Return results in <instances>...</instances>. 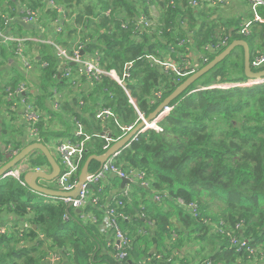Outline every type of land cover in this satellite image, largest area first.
Listing matches in <instances>:
<instances>
[{
  "label": "trees",
  "instance_id": "obj_1",
  "mask_svg": "<svg viewBox=\"0 0 264 264\" xmlns=\"http://www.w3.org/2000/svg\"><path fill=\"white\" fill-rule=\"evenodd\" d=\"M167 1L170 8L166 10V26L171 30L165 31L164 36L157 31H144L137 20L147 16L149 5L166 2L60 1L75 14L74 23L80 25L89 37L84 54L97 55L101 68L115 72L125 86L110 77H102L100 82L90 84L88 91H70L85 79H69L63 73L61 75V63L53 47L40 43L43 60L38 65L43 62L47 67H39L42 76L34 104L43 115L39 128L45 145L54 138L75 139L74 122H80L88 134L99 135L90 142L83 167L90 156L106 153V140L101 136L103 126L111 127L114 140L123 136L113 120L95 121L98 109H111L121 126H129L137 121L138 111L147 118L187 79L183 78V82L177 84L176 75L166 73L151 60V56L164 60L171 53L170 47H174L176 52L172 57L181 58L182 54L186 57L192 52L199 60L206 59L207 63L199 67L202 69L233 41H246L251 57L254 50L246 39L264 42V33L254 29L248 37L240 35L241 25L237 19L222 20L227 30L238 26L231 34L225 31V35L216 40V25L209 26L204 15L206 9L211 10L208 2L201 0V7L194 8L188 0H184L185 7L179 6L178 0ZM30 2L23 0L31 9L41 6L40 0ZM218 5L224 9L222 4ZM82 6L85 11L80 8ZM46 12L49 15L45 16V21L48 16H55L51 10ZM257 13L264 17V7L259 6ZM187 21L195 26L190 32L185 29ZM41 22L42 27L43 20ZM33 27L40 31V27ZM70 27L71 24L68 34L73 33ZM65 33L57 35L56 42L70 46ZM191 39L195 43L190 42ZM225 39L226 43L229 42L227 46L222 44ZM239 49L242 57L235 53ZM239 49L208 73L206 83H198V80L171 104L172 111L158 121L162 132L142 131L116 159L124 168L144 173L147 183H132L129 197L120 195L125 202L120 210L125 218L120 219L119 224L132 244L128 261H145L159 254L173 258L179 264H264L259 261L264 262L261 257L264 249V85L218 87L251 81L244 80V49ZM21 78L23 76L19 75L10 79L3 90L18 87ZM55 90L63 96L70 93L72 104L60 102L59 109L55 110ZM78 101L85 104L78 105ZM3 106L9 116L4 115L8 126L4 125V133L0 136V168L8 163L10 154L22 150L16 130L25 128L10 126L15 124L13 119L19 116V112L10 110L9 101ZM4 135L10 138L6 141ZM21 139L28 141L27 132ZM28 159L34 169L45 165L50 167L39 151ZM100 166L93 161L89 171L95 172ZM117 181V177L111 179L110 185L117 188ZM103 183L93 187L100 195L109 189L103 188ZM37 195L40 194L21 185L15 178L0 181V218L7 214L16 218L15 230L0 234V264H44L47 250L61 252L62 264H119L114 257L115 250L106 247V238L98 227L84 224L72 209H69V219L66 220L67 206L64 203L45 196L37 199ZM156 196L161 200L157 201ZM27 221L32 226L18 231L19 225ZM209 223L216 226L217 233L207 225ZM239 224L241 230L236 229ZM40 234L45 237L43 241ZM233 238L248 240L250 249L258 251L251 253L243 249L237 252L230 244ZM207 248L213 251L209 259H205L209 260L208 263L198 260L199 257L205 258ZM255 260L258 261L255 263Z\"/></svg>",
  "mask_w": 264,
  "mask_h": 264
},
{
  "label": "built area",
  "instance_id": "obj_2",
  "mask_svg": "<svg viewBox=\"0 0 264 264\" xmlns=\"http://www.w3.org/2000/svg\"><path fill=\"white\" fill-rule=\"evenodd\" d=\"M42 3L51 11H57L60 17L55 21V31L57 34H63L65 32V23H69L70 20L67 16V11L63 9V5L60 3L61 0H41ZM189 4L194 8L201 7V0H188ZM211 4H222V7H226L230 4L231 1H237L241 3L249 4V7L252 9V13L257 14V8L259 6H264V0H205ZM25 22L29 25H34L37 27H41V14L38 11H35L30 8H24ZM144 19L145 17H141ZM141 19L139 24L141 23ZM242 25L240 27L239 34L245 37L250 36L253 33V22L250 20H243ZM256 21L262 25H264V18H260L257 16ZM138 22V21H137ZM29 41V39L24 40H16L13 37L5 34L0 30V63L3 61V45L9 43H22L23 41ZM261 42V41H259ZM39 43L49 45L53 47L56 57L60 60L61 65L64 66L63 76L65 78H76L85 76L89 83L93 86L94 83L100 82L102 77H110L113 80L117 81L121 86H125V84L119 79V77L113 71H105L101 68L99 64V57L97 55L94 56V60H89L82 55L83 44L77 43L74 46H64L58 44L53 39H42L39 40ZM260 49L254 52L253 57H251V69L254 72L264 71V42ZM226 45L224 41L222 43ZM16 55L23 63L25 69H30V63L27 61V57L25 55V51L22 47L17 48ZM200 60L207 61L206 59L201 58ZM153 62L160 65L161 68L166 73H173L176 75V83L180 84L183 82V78H188L194 72H196L200 65V62L187 61L186 63H179L173 61L171 59L164 60H156ZM71 64H75V67H79L78 69H71ZM191 72H193L191 74ZM255 85H264V77L258 80L248 81L244 85L239 86H255ZM234 84H226L222 85V87H233ZM6 94H8V99L10 102V110L17 111L18 108L23 107V117L27 123V135L32 142L34 143H43V138L41 137V130L39 125L42 122V113L35 107L34 103L29 101L28 92L29 85L25 82L19 83L16 88H7L5 90ZM54 102L53 108L55 110L59 109V101L57 100L58 93L56 90L54 91ZM160 97V95H159ZM7 100V98H6ZM134 105V102L131 100ZM173 107L169 106L165 108L164 113L158 120H162L166 115H168L172 111ZM139 121L138 124L145 121V118L138 111ZM96 119L98 121L107 122L109 120L116 119L115 113L111 109H101L96 114ZM75 130L74 137L75 139L70 138H58L52 139L50 145L54 148L56 154L60 157L62 164L60 166V174L55 180L57 183V190L61 192L70 193L72 192L79 182V176L82 171V164L85 159V155L88 152L89 144L94 137H98L99 135H91L88 134L84 126L75 120ZM123 137L131 133L135 125L132 126H121L119 123ZM138 126V125H137ZM156 130L158 132H162V128L158 126V122L152 123L151 125L147 124V128ZM138 135H136L132 142L137 140ZM106 140V145L104 146V150L108 151L112 144H114L118 140H114L112 136H103ZM48 147V146H47ZM49 148V147H48ZM18 152H13L12 155L16 156ZM120 153L115 154L111 157L104 165L100 166V168L95 172H90L87 176V181L85 185L82 186L81 192L76 198L65 197V198H53L55 200L61 201L67 206V208L72 209L73 211H81L79 214L80 220L84 224H88L91 226L98 227L99 232L106 236H109V239H114L116 244H118L117 252L114 255L115 260L119 264H126L128 262V251L131 249L132 244L131 240L128 238L127 234L122 230L119 220L124 219L125 216L121 213V209L124 208L125 202L122 201L120 196H109L103 197L100 194L94 191V186L101 183L106 182L110 177H117L121 180H127L128 184L125 191H122L123 197H129L130 195V184L136 182H142L143 185H147L146 180L144 178V173L131 168L126 169L122 164L116 162V159L119 157ZM18 167V166H17ZM14 168L9 173H7L3 179L12 177L17 179L21 185L27 186L24 181V170L21 168ZM30 171L34 172H43L45 169L43 167L32 168L30 166ZM126 198V199H127ZM155 199L157 201L161 200L160 196H156ZM100 213V215H98ZM66 220L69 219V215L65 217ZM27 224L24 226V229L29 228ZM7 233L5 229H0V234ZM23 236V232L20 234ZM39 238L43 241L45 239L44 235H40ZM38 241V240H37ZM112 241V240H111ZM25 244V242H22ZM232 247H235L237 252L242 251L243 249H250L248 246V240L245 239H232ZM251 253L254 252L253 249L249 250ZM62 256L60 252H56L53 255H49L45 259L44 264H61ZM131 264H179L178 261H175L173 258H166L163 255H155L154 258L146 259L145 261L133 262Z\"/></svg>",
  "mask_w": 264,
  "mask_h": 264
},
{
  "label": "crops",
  "instance_id": "obj_3",
  "mask_svg": "<svg viewBox=\"0 0 264 264\" xmlns=\"http://www.w3.org/2000/svg\"><path fill=\"white\" fill-rule=\"evenodd\" d=\"M29 1H31L30 4H32V1H34V0H29ZM235 3H237V2L236 1L230 2V4H232V6H234ZM243 4L245 7L244 8L240 7L237 10L236 14L231 19H228V20L237 19L238 21H240V23L238 25H242V22H244L243 20H250V22H253V29L256 32H261V34L264 33V25H262L256 21L257 16L260 18H262V17L260 15L252 13V9H251V7H249V4H247V3H243ZM29 7H30L29 3L28 4L23 3V0H4V1L0 0V30L3 31L5 34H8L9 36L13 37L16 40L29 39V41L26 40V41H23L22 43H9V44L5 43L3 45V48H2L3 61L0 63V136H1V134L4 133V130H5L4 125L8 126L6 124L7 118L5 116H9L8 112H7V108L5 106H3L4 102L6 103V101H9L8 98L6 100V97H5L6 92H5V90H3V86L6 83H8L10 81V79H15L19 75H22L23 76V78H21L22 82H25L29 85V92H28L29 101L31 103H34L35 95H36L35 92L37 91V86L41 83L40 77L42 76V73L40 72L39 67L42 68V65H43V62H41L38 65V62L43 60L42 59V56H43L42 48H41V45H39L40 43H38V42H39V40H42L43 38L44 39L50 38V39L57 41V39H58L57 35H60V34H57L55 31V28H56L55 21L57 19H55V17L53 15L48 16V19L46 21L44 20L45 16H47V14H48L46 11H49L50 9H48L42 3V1H41V6L35 8V9L33 8L35 11H38L42 16L41 19L43 20V25H42V27L39 28L40 31L38 29L34 28L33 25L27 24L25 22V15H24L23 9L29 8ZM30 9H31V7H30ZM63 9H65L67 11V16L70 20L69 23H65V27H64L65 32H66V33L64 32L65 33L64 35H66V36L68 35L66 42L71 47L76 45L77 43H82L83 44V51H84L85 49H87V44L90 42L89 37H87L83 33L80 25H76L74 23L75 22V14H73L70 9L69 10L66 9L64 6H63ZM230 11H234V10H230ZM229 16H231V15H229ZM257 23L260 24V26H258ZM70 24H71L70 31L73 32L72 34L67 33V29H68ZM237 26H234V28H231L229 30H227L224 27V31H228V33L231 34L232 31H234ZM77 34H79V35H77ZM45 36H46V38H45ZM257 42H259V41H257ZM19 47H22L24 49L25 55L27 57V61L30 63V66H31L30 69H25L23 63L20 61V59L16 55V50ZM94 56L95 55L92 56L90 54H84V57L88 58L89 60H94ZM43 67H47V64L45 63L43 65ZM76 68L78 69L79 67H76ZM63 71H64V66L61 65V70H60L61 75H62ZM35 76H38V78L36 79ZM82 79H85V82L81 80V83L77 84L76 86H73L70 89V91H73L75 93H79L82 90L88 91V88L91 87L89 80L85 76H83ZM29 93H30V95H29ZM69 96H70V93L66 94L64 96L62 94H59L57 97V100L59 102H63V101L65 102L66 101L65 103L69 102L70 104H72V101L69 100ZM80 104L83 105V104H85V102L84 101H78V105H80ZM92 104H94V103H92ZM98 111H100V109H98L97 112H95V114H97ZM17 112H19V116L15 117L13 119L15 124H11L10 126L16 127L15 125H17V126L25 127L23 130H16L17 131V133H16L17 139L22 142L23 146H21V148L24 149L25 147H27L28 145L31 144V141L29 139H28V141L25 139H21V138L25 137V135H26L27 123L23 117V112H24L23 107L18 108ZM95 121H96V115H95ZM113 121L120 128V126L118 125L119 122H118L117 117H116V119H113ZM101 127H102V125H101ZM57 129H59V127ZM115 129L117 130L118 128H115ZM120 130H121V128H120ZM20 131L24 132V134H22ZM62 131H63V129H62ZM112 133H113V130L111 129V127L107 128L106 126H103V133L101 134L102 137L103 136H109V135L112 136ZM121 133L123 135L122 130H121ZM4 137H5L6 141L10 138L9 136L6 137V135H4ZM9 156H14V155L10 154ZM8 157H7V160H8ZM28 158L26 160H24L22 163H20L17 167V168H21L24 170V177H25L26 173L31 170L30 169L31 164H30ZM46 166L47 165H45L43 168L45 169V171L47 173H50L51 170H47ZM114 178L115 177H110L108 179L109 181H106V182H109V184L106 182L102 184L103 188L109 187V189L106 190L104 195L101 194V196H104V197L120 196V195H122V191H125L127 185H129L127 183L125 185V187H122V183H123L122 181L123 180L119 179V181L115 182V183H117L118 187L114 188L113 185H110V180L114 179ZM40 181H42L43 183H53V182H48L45 180H39L38 181L39 185H41ZM54 183L56 184V187H57V183L56 182H54ZM115 183H114V185H115ZM41 186L49 188L48 186H45V185H41ZM56 190H57V188H56ZM73 213L76 216H79V214H80L77 211H73ZM67 215H70L69 208H67ZM15 219L16 218L11 214L10 215H8V214L3 215V217L1 218V221H0V229L1 228L5 229L7 233L9 231V229L13 230V228L15 227L14 226L15 225V223H14ZM111 239H109V240H111ZM117 247H118V244L116 245V248L114 249L115 252H117ZM56 252H58V251L50 252L49 250H47V253L45 255L43 262L45 261V259L47 257H49V255L51 256ZM61 256H62V254H61ZM61 261L63 262V257H62ZM62 262H61V264H62Z\"/></svg>",
  "mask_w": 264,
  "mask_h": 264
},
{
  "label": "water",
  "instance_id": "obj_4",
  "mask_svg": "<svg viewBox=\"0 0 264 264\" xmlns=\"http://www.w3.org/2000/svg\"><path fill=\"white\" fill-rule=\"evenodd\" d=\"M237 48H243L244 49V66H245V77L247 79L251 80H258L264 77V71L254 72L251 69V49L249 44L244 40H236L233 41L221 54L216 56L213 61H211L209 64L204 66L202 69L197 70L192 75H190L179 87L176 88V90L167 97L160 105L159 107L150 115L147 117V119L144 122H141L138 124V126L128 135L125 137L119 139L116 141L108 151H106L105 154L101 156L92 155L90 156L86 163L84 164L81 174L79 176V182L77 184V187L70 193L61 192L56 189H50L43 187L39 185V180H45L48 182H54L57 177L60 174V166L57 163L55 156L51 152V150L44 144L41 143H33L31 145H28L24 149H22L16 156H9L8 157V163H6L4 166L0 168V181L3 179V177L9 173L12 169L16 168L20 163H22L24 160H26L28 157L31 156L36 151L41 152L45 158L47 159L50 167L51 172L47 173L46 171L43 172H34L29 171L26 173L24 177V181L27 184V186L34 192L48 197V198H65V197H71L76 198L81 192V188L83 185H85L87 181V176L89 174L90 165L93 161L98 162L101 166L104 165L111 157H113L117 153H121L123 150L127 149L131 143L132 139L140 134L143 129L147 128V124L156 123L160 120H158L162 114L164 113L165 108L171 106V104L179 98L182 94L187 92L198 80H200L202 77L207 75L210 71H212L217 65H219L221 62H223L227 57H229L234 50ZM82 55L84 56V52H82ZM71 66H75V64H71ZM61 77V76H60ZM111 135H109V138ZM122 187H125V185L128 183L127 180L122 181ZM78 213H81V211H77ZM119 244V243H118ZM156 252V246L154 247V253ZM152 256V254L150 255ZM132 261H128L126 264H131Z\"/></svg>",
  "mask_w": 264,
  "mask_h": 264
},
{
  "label": "rangeland",
  "instance_id": "obj_5",
  "mask_svg": "<svg viewBox=\"0 0 264 264\" xmlns=\"http://www.w3.org/2000/svg\"><path fill=\"white\" fill-rule=\"evenodd\" d=\"M1 1H4V0H1ZM167 0H160V2H163V3H165ZM179 2H178V5L179 6H183V7H185L184 5H185V1L184 0H178ZM168 2V1H167ZM167 2L165 3V4H158V5H153V4H151V5H149V7H148V11H147V16H145V21H143L144 19H141V23L139 24V27H142V28H144V31H150L151 33H155L156 31L158 32V33H163V36H164V32L165 31H170L171 29L169 28V27H167L166 26V18H167V13H168V11H166L168 8H170V6H168V5H166L167 4ZM237 2V1H236ZM170 3H174V2H170ZM240 4H237V3H235V5L234 6H226V7H224V9H222V8H220L219 7V3H216V4H211V3H209V6L211 7V10H209V9H206V12L204 13V15L207 17V21H208V24H209V26H212L213 25V23H214V25H216V27H215V29H214V36H215V39L216 40H220L221 39V37L222 36H224L225 35V31H224V25H223V23H222V20H224V21H229L228 19H231L235 14H236V12H237V10L241 7H245L244 6V4L243 3H241V2H239ZM177 4V3H176ZM175 4V5H176ZM215 5V6H214ZM27 6V5H26ZM167 6V8H165ZM247 6V5H246ZM248 7V6H247ZM264 7V6H263ZM80 8H82V10H84L85 11V6H82V7H80ZM204 9H205V7H204ZM230 10H234V11H230ZM83 11V12H84ZM229 15H231V16H229ZM55 19H58L59 17H60V15L58 14V12L57 11H55ZM251 17V16H250ZM137 21H139L140 22V19H138ZM187 24L188 25H186L185 26V29L187 30V31H191L192 30V28H194L195 26H194V24H190L188 21H187ZM81 25H82V23H81ZM91 27H92V24H91ZM226 28V27H225ZM227 29V28H226ZM77 35H79V34H77ZM194 35V33H192V36ZM243 36V35H242ZM245 37V36H244ZM165 39V38H164ZM246 40H248L249 42H250V45H251V48L254 50V52L256 51V50H258V49H260V47L262 46V44L263 43H260V42H257L258 41V39H256V40H252V41H250L249 39H246ZM224 41H226V39L224 40ZM223 41V42H224ZM190 42H193V43H195L194 42V39H191L190 40ZM185 43H186V40H185ZM229 42H227L226 43V46H227V44H228ZM181 44H183V42H181ZM230 45V44H229ZM228 45V46H229ZM263 48H264V45H263ZM237 49H239V48H237ZM171 53H170V55H167L166 57H165V59H171V60H173V61H178V62H180L181 64H183V63H186L187 61H189L187 58L189 57V59H192L193 60V62H200V65L202 66V65H204L205 63H207V62H205L204 63V61H202V60H199L198 59V57H196V55L195 54H193L192 52L190 53V52H188V56H186L185 57V55L184 54H182V56L183 57H181V58H177V57H172L171 55H173L174 54V52H176L175 50H174V47H170V50H169ZM241 52V49H239V50H237V51H235V53H238V55L239 56H241L242 57V54L240 53ZM177 54H181V53H178L177 52ZM151 58V60L153 61L154 59H156V60H159V61H161V59H158V58H156L154 55L153 56H151L150 57ZM235 59H237V57L235 58ZM244 60H245V55H244ZM208 74L206 75V76H204L203 78H201L200 80H199V82L198 83H201V84H204V83H206L207 82V78H208ZM35 78L37 79L38 78V76H35ZM244 79V78H243ZM247 78L245 77V79L244 80H246ZM248 80V79H247ZM197 83V84H198ZM247 83V82H246ZM246 83H244V84H246ZM244 84H240V85H244ZM235 86H238L239 84H234ZM194 86V85H193ZM218 87H222V85H220V86H218ZM13 89V88H12ZM35 94H38V91H36L35 92ZM5 97L6 98H8V94H6L5 95ZM142 114V113H141ZM142 116L145 118V116L142 114ZM139 114H138V119H137V121L135 122V123H133V124H129V126L130 125H132V126H134L135 125V128L137 127V125H138V121H139ZM147 118H145V120H146ZM149 125H151V124H149ZM159 126V125H158ZM160 127V126H159ZM134 128V129H135ZM161 128V127H160ZM147 129H151L150 128V126H149V128H146V129H143V131H146ZM47 146L49 147V149L52 151V153L54 154V156H55V159H56V161H57V163L59 164V165H61L62 164V161H61V159H60V157L56 154V152H55V150H54V148L52 147V145H50V144H47ZM46 168H47V170H51V168L49 167V166H46ZM54 182H56V181H54ZM43 183L42 181H40V183H41V185H45V186H48L49 188H51V189H56L57 187H56V184L55 183ZM37 199H43V197H42V195H37ZM195 204V203H194ZM219 204V202L217 203V205ZM217 211V210H216ZM217 212H219V211H217ZM216 212V213H217ZM33 215H30V217H32ZM0 221H1V218H0ZM28 225V226H32V224H31V222H29V221H27V222H23L21 225H19V227H18V231H20V230H23L24 229V226L25 225ZM207 225H209V227L211 228V229H213L214 230V232H218V230H217V228H216V226L213 224V223H209V224H207ZM15 227L13 228V231L15 230V228H16V225H14ZM224 228V227H223ZM28 229V228H27ZM27 229H24V231L25 230H27ZM236 229L237 230H241L242 229V225L241 224H239V225H237V227H236ZM9 232H11V230L9 229V231H8V233ZM106 238V247L107 248H109L110 250H113V249H115L116 248V242L114 241V239H111V240H109V236H106L105 237ZM232 242V241H231ZM230 244H232V243H230ZM44 248H46V246L44 247ZM262 249V248H261ZM250 249H248V251H249ZM254 251H258V249H255ZM194 252V251H193ZM263 252H264V249H263ZM263 252L261 251V253H262V255H261V257L263 256L264 257V255H263ZM61 253V252H60ZM195 253V252H194ZM62 254V253H61ZM207 255L205 256V258L203 259L202 257H199L198 258V260H200V261H207V263L209 262V260H205L209 255H212L213 254V251H211V249L210 248H207V253H206ZM114 255V254H113ZM257 256V255H256ZM208 259H209V257H208ZM258 260H255L254 262L256 263ZM259 261H261V263H264L263 262V260H259ZM45 263V262H44Z\"/></svg>",
  "mask_w": 264,
  "mask_h": 264
},
{
  "label": "clouds",
  "instance_id": "obj_6",
  "mask_svg": "<svg viewBox=\"0 0 264 264\" xmlns=\"http://www.w3.org/2000/svg\"><path fill=\"white\" fill-rule=\"evenodd\" d=\"M45 145V144H44ZM47 146V145H46Z\"/></svg>",
  "mask_w": 264,
  "mask_h": 264
}]
</instances>
